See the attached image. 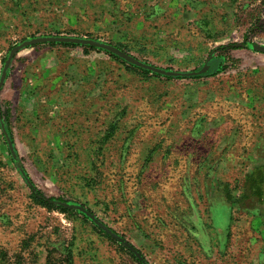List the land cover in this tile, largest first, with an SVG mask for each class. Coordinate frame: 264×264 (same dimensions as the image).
<instances>
[{"label":"rangeland","instance_id":"374dc122","mask_svg":"<svg viewBox=\"0 0 264 264\" xmlns=\"http://www.w3.org/2000/svg\"><path fill=\"white\" fill-rule=\"evenodd\" d=\"M41 37L178 75L77 45L154 103L127 92L110 117L69 120L9 117L0 101V264H143L64 203L147 264H264V0H0V85L11 51Z\"/></svg>","mask_w":264,"mask_h":264},{"label":"crops","instance_id":"0c3cea01","mask_svg":"<svg viewBox=\"0 0 264 264\" xmlns=\"http://www.w3.org/2000/svg\"><path fill=\"white\" fill-rule=\"evenodd\" d=\"M97 60L82 49L72 47L62 51H20L12 60L6 80L0 85V101H6L9 117H67L69 120L74 117H110L115 105L124 109L120 102L127 92L138 103L149 104L150 100L151 104L154 103L149 96L143 99L136 89L126 87L124 93L121 78L127 71L121 65L114 67L116 81H106L107 74H111V62L105 58ZM96 62L104 68L102 75L97 71L98 77L103 76L100 84L95 80L98 79ZM112 100L117 102L113 108ZM119 112L114 117L117 114L122 116L123 113ZM215 200L230 205L222 196Z\"/></svg>","mask_w":264,"mask_h":264},{"label":"water","instance_id":"95a60500","mask_svg":"<svg viewBox=\"0 0 264 264\" xmlns=\"http://www.w3.org/2000/svg\"><path fill=\"white\" fill-rule=\"evenodd\" d=\"M45 43H66V44L70 43V44H76V45L91 46V47H95L97 49L108 51L114 55L119 56L120 58L124 59L125 61H127L133 65H136L138 67H141L145 70H149V71H152V72H155V73H158L161 75H167V76H177L178 75L177 73H174L171 71H166L164 69L155 67L153 65L145 64V63L139 61L138 59H136L135 57L123 52L121 49H119L116 46L111 45L109 43H104V42H100V41L93 40V39H82V38H74V37H41V38L32 39L30 41H26L22 45L15 47L11 51L10 57L6 63V66H5V69L3 72V81L7 77V71L9 69V67L12 63V60H13L14 56L16 55V53H18L21 49H23L25 47L38 45V44H45ZM207 71H208V67L206 66L202 70L195 71V72L191 73V75H193V76L203 75ZM4 131H5L6 135H9L6 129H4ZM8 144H9V147H10L12 153L15 154V150H14V146H13L12 141L8 140ZM63 205H65L66 207L78 209L80 212H82L84 215H86L92 221H94V223L97 224L106 233H108L112 237L116 238L121 243H123L128 249H130L136 255V257L143 264H147L145 259L140 255V253L136 249H134L127 241H125L124 239L119 237L116 233H114L111 229H109L106 225H104V223H102L93 213L88 211L85 207H83L81 205L70 204V203H64Z\"/></svg>","mask_w":264,"mask_h":264},{"label":"trees","instance_id":"16d2710c","mask_svg":"<svg viewBox=\"0 0 264 264\" xmlns=\"http://www.w3.org/2000/svg\"><path fill=\"white\" fill-rule=\"evenodd\" d=\"M63 46H66V47H72V46H77L76 44L74 45V44H70V43H65V44H62ZM87 48H89V49H96L95 47H91V46H87ZM108 53V52H107ZM116 57V56H115ZM136 69H138V70H140L142 73H144V75H149V74H151V72L152 71H149V70H143V69H141V68H137V67H135ZM154 76H156V77H159V76H161V75H156V74H153ZM7 128H8V124H7ZM33 199H34V201L37 203V204H39V205H41V206H43V207H45V208H47V209H51V207H53L51 204H49V202L48 201H46V200H43V199H39L38 197H36V196H33ZM59 209H61L62 211H64V212H67V209H65V208H62V207H58Z\"/></svg>","mask_w":264,"mask_h":264}]
</instances>
